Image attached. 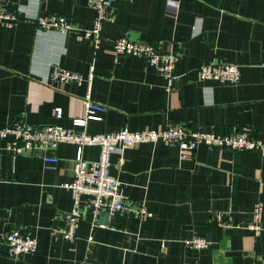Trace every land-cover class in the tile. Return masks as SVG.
Returning a JSON list of instances; mask_svg holds the SVG:
<instances>
[{"label": "crops", "instance_id": "obj_1", "mask_svg": "<svg viewBox=\"0 0 264 264\" xmlns=\"http://www.w3.org/2000/svg\"><path fill=\"white\" fill-rule=\"evenodd\" d=\"M18 19L0 25V128L22 117L35 125L73 127L82 113L87 85L51 81L55 66L86 79L93 67L92 97L106 109L86 132L162 129L179 121L217 134L245 127L264 140V0H113V21H104L98 46L78 41L75 31L92 25L86 0H0ZM61 14L71 32L38 29L39 14ZM153 43L175 55L167 78L138 55L114 53L113 39ZM240 66L236 83L203 79L206 61ZM61 107V117L54 109ZM0 138V264H264V153L200 144L192 157L161 141L141 142L111 156L125 204L142 202L153 213L139 220L127 211L94 222L85 210L73 242L62 237L73 199L62 184L73 178L77 144L62 142L46 165L36 154L12 156ZM99 146L85 144L82 156L97 159ZM85 207L87 195H81ZM263 205L260 234L245 227L256 202ZM238 226L224 227L212 213ZM19 227L33 234L36 251L6 254L3 233ZM92 234V242L88 236ZM204 237L192 248L184 239Z\"/></svg>", "mask_w": 264, "mask_h": 264}, {"label": "built area", "instance_id": "obj_2", "mask_svg": "<svg viewBox=\"0 0 264 264\" xmlns=\"http://www.w3.org/2000/svg\"><path fill=\"white\" fill-rule=\"evenodd\" d=\"M94 9L95 16L90 27L80 28L75 31L78 41H93L98 46L101 39V26L104 21L115 19L111 6L113 0H86ZM18 19L14 9L0 4V25L10 24ZM38 29L58 30L71 32L73 26L64 15L61 14H39L35 18ZM112 47L116 55L132 54L138 55L145 61L160 70L167 78L166 90H170L173 84L171 70L176 60V56L163 53L158 50L155 44L130 38L128 34L113 39ZM93 67H90L89 75L86 79L80 73L55 66L49 73L51 81L69 82L75 84L86 83L87 89L82 97V113L72 119L73 128L63 127L57 124L35 125L27 122L22 117L14 119L8 125L0 128V138H7V150L12 156L22 153H32L39 155L46 165L54 164L58 161L56 155L49 151L54 149L59 143L77 144V153L74 158L73 178L71 181L62 184L70 190L73 203L68 213L65 227L61 231L62 237L73 242L76 237V229L79 220L85 210H89L96 221L101 210L109 213L124 212L144 220L151 217L153 213L149 211L144 203H136L133 207L125 204L121 181L116 175L111 173V156L114 153L123 154L124 149L141 142L161 141L166 145H173L178 149L181 159L192 157L200 144L209 146L224 147L236 151L258 150L264 153V140L255 135L249 134L248 129L241 127L232 132L217 134L210 131L193 130L188 125L179 121H170L162 129H149L130 131L121 129L108 133L89 134L85 128L89 120H101L105 111V104L96 101L92 97L91 82L93 77ZM198 72L203 79H214L229 83H236L240 78V66L237 63L224 61H206L198 66ZM55 117H61V107L54 109ZM85 144H96L99 146L97 159L86 160L82 156V146ZM1 180V177H0ZM87 195L85 207L81 205V195ZM263 205L256 202L251 211V220L245 227L250 229L254 236L260 234L263 229L262 215ZM221 212L212 213L211 217L219 225L230 227L238 226L231 220L224 221ZM7 247L6 254L12 258H18L24 254H32L36 251V237L19 227H10L2 235ZM93 235L88 236V241L92 242ZM186 246L192 248H203L211 242L204 237H192L183 240Z\"/></svg>", "mask_w": 264, "mask_h": 264}, {"label": "water", "instance_id": "obj_3", "mask_svg": "<svg viewBox=\"0 0 264 264\" xmlns=\"http://www.w3.org/2000/svg\"><path fill=\"white\" fill-rule=\"evenodd\" d=\"M109 211H107V210H101L100 212H99V221L101 222V221H103V222H107V220H108V217H109Z\"/></svg>", "mask_w": 264, "mask_h": 264}]
</instances>
